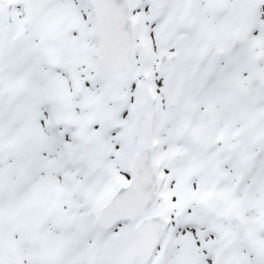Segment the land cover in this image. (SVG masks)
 Segmentation results:
<instances>
[{"label":"snow or ice","instance_id":"6c2138e0","mask_svg":"<svg viewBox=\"0 0 264 264\" xmlns=\"http://www.w3.org/2000/svg\"><path fill=\"white\" fill-rule=\"evenodd\" d=\"M0 264H264V0H0Z\"/></svg>","mask_w":264,"mask_h":264}]
</instances>
